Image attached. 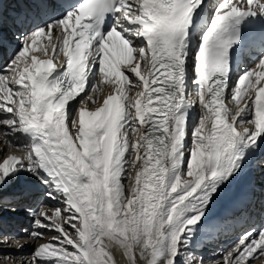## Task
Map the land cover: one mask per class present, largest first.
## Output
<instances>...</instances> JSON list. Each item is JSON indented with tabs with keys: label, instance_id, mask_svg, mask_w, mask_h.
<instances>
[{
	"label": "snow or ice",
	"instance_id": "6c2138e0",
	"mask_svg": "<svg viewBox=\"0 0 264 264\" xmlns=\"http://www.w3.org/2000/svg\"><path fill=\"white\" fill-rule=\"evenodd\" d=\"M37 8L0 66V147L25 153L0 162V190L27 175L54 202L29 209L24 232L37 244L29 264H114L106 240L129 264L264 258V225L242 231L220 260L196 254L230 223L212 206L264 148V0H39ZM101 83L118 85L102 101L92 95ZM3 239L24 247L20 237Z\"/></svg>",
	"mask_w": 264,
	"mask_h": 264
},
{
	"label": "bare ground",
	"instance_id": "6f19581e",
	"mask_svg": "<svg viewBox=\"0 0 264 264\" xmlns=\"http://www.w3.org/2000/svg\"><path fill=\"white\" fill-rule=\"evenodd\" d=\"M12 40L16 41L17 46L15 48L10 47L9 51L13 50L14 52L19 47V42L16 39V37H13ZM42 41L45 42V39L42 38ZM41 53L43 52L41 51L36 52L37 55ZM2 54L3 56L0 62H3L6 58L5 56L6 54L5 53ZM121 70L123 71L124 68L122 67ZM141 71L142 72L144 71L143 66ZM117 87L118 85H116L115 83H107V84L101 83L99 85V91L92 93L93 98L99 96L100 100L102 101L104 96H106L107 94L114 93ZM129 96L133 97L134 92L129 93ZM193 98L198 102V96H195L194 94ZM87 106L89 108L93 107V105L90 102L87 103ZM194 111H198V109H195ZM206 130L207 129H205V131ZM136 135L138 137L139 133H137ZM4 140L5 137L3 135H0V142H3ZM6 154L15 155L17 157H23L25 155L24 152L15 151L14 149H8L7 146L5 145L3 147H0V162H2L4 158H6ZM138 167L139 164H137V168ZM246 172H248V168H245L243 175H245ZM134 175L135 172H133V178ZM241 182L242 181L240 180V178L237 179L235 182H233L232 185L229 186L228 189L225 190L224 194H222L220 198L216 200L215 204L212 206L211 209L213 217L225 218V214L227 213V211L229 210L228 208L230 207V202L228 201L227 198L228 193L231 191L234 185L242 186ZM133 183H134V179H133ZM45 192H46V188L43 184L39 183L34 178H29L27 175L22 176L20 179L10 183L8 187L4 188L3 190H0V210L5 209L4 213L0 215V226H4L5 229L9 226L10 228L6 229L5 237H13V236L20 237L22 238L20 239V244L24 245L23 248L16 247L15 249H13V247L9 246L10 242H7L8 246H6V243L2 242L3 238H0V246H1L0 264H29L31 258L30 253L33 250V248L37 246V244L36 241L29 240L26 238L28 233L24 232V229L30 230L31 225L33 223V216L31 215L29 209H36L42 203H54V202H49L46 196L42 197V194ZM13 207L16 209L15 211L8 210ZM13 228L15 229L14 231ZM16 228L19 230H16ZM242 228L243 225H241L237 229L236 232H238V234H235L234 231H231L225 234L224 237L222 238L219 237L217 243L215 244V246H213L216 248L215 250H213L211 246L207 245L208 243L206 241H203V243L199 244L198 247L196 248V254L198 256L203 255L206 261L212 260L213 256H216V258L212 261L220 260L221 253H223L236 241V239L241 234L240 231ZM50 240H51V236H46L45 239L41 241V243H47ZM105 244L109 245L107 250L112 253L114 258V264H129L127 258L123 254V249H121L119 245H117L115 242H109L107 240L105 241ZM16 250L18 251V253L15 252ZM15 255H19V257H15ZM6 256L11 257V259L6 260L5 259ZM110 264H113V262H110ZM257 264H264V258L258 260Z\"/></svg>",
	"mask_w": 264,
	"mask_h": 264
},
{
	"label": "rangeland",
	"instance_id": "374dc122",
	"mask_svg": "<svg viewBox=\"0 0 264 264\" xmlns=\"http://www.w3.org/2000/svg\"><path fill=\"white\" fill-rule=\"evenodd\" d=\"M5 63H6V62H4V64H5ZM45 193H46V192H45ZM45 193L42 194V197L45 196ZM8 210H9V209H8ZM0 211H1L0 215H2V214L4 213V211H5V209H4V210H0ZM8 228H10V227L8 226L6 229H8ZM14 228H15V227H14ZM14 228H13V231L15 230ZM6 229L3 228V230L0 231V238H3V237L6 236V234H5V233H6ZM16 230H19V229L16 228ZM2 241L5 242L4 239H3ZM7 242H8V241H7ZM7 242H6V243H7ZM9 242H10L9 246L13 247V249H15V248L17 247L16 244H15L12 240L9 241ZM0 247H1V246H0ZM35 247H36V246H35ZM35 247H34L33 250L31 251L30 255H31L32 252L34 251ZM15 252L18 253L17 250H16ZM212 255H214V254H212ZM209 256H210V254H209ZM15 257H19V255H15ZM27 257H29V256H27ZM215 258H216V256H213V259H212V260H214ZM212 260H211V261H212Z\"/></svg>",
	"mask_w": 264,
	"mask_h": 264
}]
</instances>
